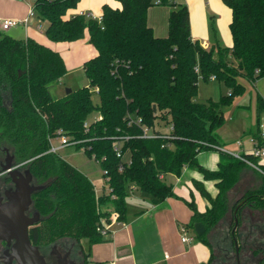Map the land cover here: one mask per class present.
<instances>
[{"label": "trees", "instance_id": "16d2710c", "mask_svg": "<svg viewBox=\"0 0 264 264\" xmlns=\"http://www.w3.org/2000/svg\"><path fill=\"white\" fill-rule=\"evenodd\" d=\"M118 1L119 7L103 5L99 22L70 14L80 0H34L37 14L47 21L50 40H79L88 30L96 50L84 61L89 83L59 97L50 87L68 72L61 51L0 28V154L8 148L15 164L29 168L35 184L42 186L32 194L41 219L29 229L31 241L35 245L66 237L80 243L86 239L90 245L109 241L110 231L102 222L110 223L114 212L119 221H126V199L133 186L159 204L175 195L164 177L190 167L202 174L194 185L209 204L202 211L194 200H186L192 210L187 225L203 222L205 233L196 235L211 245L206 233L229 210L239 220L248 205L264 208V174L259 175L258 186L230 205L229 192L247 165L221 150L227 143L218 132L225 122L221 106L246 88L240 76L250 82L264 78V0H225L232 13L229 46L217 40L204 46L194 38L190 9L184 2L162 0L169 5L167 31L158 34L148 22L155 0ZM200 74L226 84L228 92L220 101L195 100ZM96 87L98 102L93 99ZM262 110L264 95H259L257 121L248 133H259ZM95 112L99 115L91 118ZM145 127L172 137H145ZM60 133L78 139L77 148L101 163L108 192L99 194L89 175L49 151L50 138ZM116 141L121 143L122 156L115 150ZM207 150L219 153L218 168L199 161V154ZM205 180L215 181V196ZM83 252L87 263L90 252ZM213 257L212 253L199 264H211Z\"/></svg>", "mask_w": 264, "mask_h": 264}, {"label": "rangeland", "instance_id": "374dc122", "mask_svg": "<svg viewBox=\"0 0 264 264\" xmlns=\"http://www.w3.org/2000/svg\"><path fill=\"white\" fill-rule=\"evenodd\" d=\"M180 1V0H179ZM184 2V0H182ZM205 1V0H204ZM203 1V2H204ZM221 8L219 10L213 8L211 4H205L207 6V12L204 14L200 11V8L190 7L191 14H193L192 27L195 28V31L198 32L196 35L199 38L200 42L207 40L210 44L214 43L216 40L221 45H230L232 44V34L230 31V19H231V9L225 2V0H219ZM163 5V4H160ZM34 7V0H0V18L13 17V18H22L24 17L30 9ZM158 10L159 14H156V17L160 20H165V12L168 9L166 6H160ZM150 14L154 17L152 11ZM151 16V17H152ZM33 19V22H32ZM31 22L26 27L24 24H18L17 26H12L11 28L5 30L6 33L15 36L23 37L24 33L31 32L34 35L35 39L54 46L53 48L61 51L63 54L66 63L68 72L62 78L61 81H57L51 85L50 90L54 97L63 96L66 93V88L71 87L76 89L78 87L85 86L89 83V78L84 69V60L89 57L94 51L95 48L89 40V32L86 30L83 38L75 41H52L50 40L45 32L47 26V21L42 19L36 12V15L33 16ZM157 31V30H156ZM158 33V32H156ZM243 83L246 85L243 94L239 97L234 98L232 101H229L221 106V111L225 116L224 124L218 129V132L222 139L227 143L226 145L234 148L235 140L238 138L246 139L244 132L251 131V127L256 124L257 121V111L256 103L259 95H264V78L257 79L254 82L248 81L245 77L240 76ZM93 90V89H92ZM228 92V87L222 81H219L215 78L210 80H205L203 76L199 75V86H198V95L195 97V100L200 102H207L209 100L220 101L221 96ZM93 99L95 102L100 100L99 94L96 89L93 90ZM99 112H95L91 115L92 117L98 116ZM260 125L264 128V110L260 113ZM163 130H167L168 126H161ZM227 138H230L227 140ZM54 143L59 145V138L54 139ZM230 144V145H229ZM6 151V152H5ZM208 152H216V150H207ZM58 153L70 161L73 165L84 171L92 179L97 192L103 193L108 192L109 187L104 177V171L101 166V163L96 160L94 157H90L83 148H77L75 144H69L61 146L58 150ZM219 154V153H218ZM8 155H12V152L8 148H4V152L0 154L1 163L7 162ZM26 168V169H25ZM20 168L21 170H27L28 168ZM195 169V168H192ZM185 170V169H184ZM182 171L181 176L184 172ZM200 173L197 169H195ZM201 174V173H200ZM185 177V176H184ZM249 174H246L245 178H250ZM168 181L174 180L173 177H167ZM3 181V176H0V183ZM172 184L173 191L175 193L172 198L167 202L168 205L172 206L175 213V217L171 214L165 217V220L162 221V229L168 234L171 231V226L174 230V234L171 235L172 240L170 241L176 252L175 259L183 260V252L194 245L201 243L200 238L197 237L195 229L192 226H188L186 234L188 236H193L195 241L192 240L191 243H185L182 241L181 237L183 232L179 223L177 225L176 218L181 219L182 221L191 220V208L189 207L186 200H191V195L186 191L180 190L179 185L174 183ZM208 189H213L212 185L208 184ZM180 194H178L177 192ZM194 196L192 200L197 203V206L203 208L205 202V197L201 195L197 188L193 190ZM246 192V191H245ZM244 192V193H245ZM143 193L138 189L134 193H130L127 197L128 204V214L127 219H132L135 216L136 209L138 207L150 206L152 205V200L148 194L143 193L145 196L139 195ZM183 195V196H182ZM238 195V194H237ZM236 195V196H237ZM230 200V199H229ZM232 201V200H230ZM229 201V203H230ZM231 205V204H230ZM232 217L230 210L225 214V216L218 222L216 226L210 229L206 234L207 237L211 240L210 235L214 234L218 236L219 230L233 229L235 226V220L230 222ZM240 221V219H239ZM106 221L103 220L102 225L105 226ZM126 233V231H124ZM76 242H78L76 240ZM195 242V243H194ZM211 242H213L211 240ZM106 241L98 242L91 245V256L96 258L97 256L104 257L109 254L107 246H105ZM194 243V244H193ZM203 243V242H202ZM213 244V243H212ZM83 245V250H87L86 241L81 240V249ZM82 250V251H83ZM213 250V249H212ZM188 249L186 252H189ZM194 254V250H193ZM214 261V257L212 259ZM104 264V261H93L89 264Z\"/></svg>", "mask_w": 264, "mask_h": 264}, {"label": "crops", "instance_id": "0c3cea01", "mask_svg": "<svg viewBox=\"0 0 264 264\" xmlns=\"http://www.w3.org/2000/svg\"><path fill=\"white\" fill-rule=\"evenodd\" d=\"M179 1V0H178ZM184 0V3L196 9L199 7L200 11L204 14L207 12V6L205 4H211L213 8L219 10L221 8V4L219 0ZM180 2H183L180 0ZM105 3H108L114 7H119L121 4L118 0H80L78 6L75 9L70 10V14H76L82 10H93L95 13H102V7ZM160 6L167 7L168 9L163 10L165 12V20H160L156 17V14H159L158 10L161 8ZM189 7V9H190ZM191 27L193 21V14H191ZM152 11L154 17L150 14ZM169 12V5H160L156 4L150 7L149 14H148V22L150 25L153 26L158 34H165L167 31V16ZM232 15V13H231ZM152 16V17H151ZM7 18V17H6ZM231 20V19H230ZM33 22V19H32ZM192 35L194 38L199 39L196 37L198 32L195 31V28L192 27ZM32 36V33L29 31L24 33L23 37ZM204 46L211 45L207 40L202 42ZM231 45V44H230ZM229 46V45H228ZM54 47V46H53ZM96 50L91 54H95ZM90 55V56H91ZM88 58V57H87ZM86 58V59H87ZM85 59V60H86ZM84 60V61H85ZM248 133V132H244ZM230 138H227V140ZM230 145V144H229ZM199 161L206 167L210 169L218 168V161H219V154L216 152H208L203 151L199 154ZM246 174H249L250 178H245ZM261 173L256 171L255 169L246 166L241 173V178L239 182L230 190L229 192V199L230 204L233 205L236 203L239 198L250 188H254L260 184V175ZM185 176V177H184ZM167 177H173L174 180L168 181ZM202 174L198 173L195 169L190 167H186L183 174L181 176L168 173L164 178L169 183H174L179 185L180 190L187 191L192 197L194 196V181L195 179H200ZM208 184L212 185L213 189H208ZM205 187L209 190L212 196L217 194V187L215 185L214 180H205L204 182ZM138 191V188H133L132 193ZM177 192V191H176ZM200 192V191H199ZM178 193V192H177ZM179 194V193H178ZM238 194V195H237ZM141 196H145L143 193H139ZM180 195V194H179ZM202 195V194H201ZM237 195V196H236ZM183 196V195H182ZM205 197V196H204ZM172 197H168L162 203L156 204L152 203L150 206H143L138 207L135 212V216L132 219H126L125 222L121 221V224H112L111 229H109L110 233L108 234L111 236V240L106 241L105 246H107V250L109 254L104 257L97 256L96 258H92L91 256V245L87 244V250L84 249L86 253L90 252V255L87 258V263L93 261H104V264H199L202 261H207L210 259L213 253V242L211 245H207L203 241L195 245H191V247L187 248L183 252V260L175 259V250L173 245L171 244L172 237L175 232L171 226V231L169 234L162 229V221L165 220V217L168 215H172L175 217V213L172 209V206L169 204L168 201ZM151 199V198H150ZM152 200V199H151ZM204 207L201 208L198 205L199 210H205L207 205L209 204L208 199L205 197ZM191 210V209H190ZM232 217L230 218V222L235 220L236 218L233 217L232 211H230ZM236 213V212H235ZM192 215V210H191ZM240 221L238 220L237 227L233 233V229L230 230L231 237L235 236L238 240V248H244L245 237L242 233L246 232H253L251 242L260 240L261 244L255 248L245 247L243 259L247 258L254 250L259 249L264 244V208H252L251 206H246L240 214ZM177 225L179 223V227L181 225H187V221H182L179 218H176ZM188 227V225H187ZM234 228V227H233ZM126 231V233L124 232ZM196 233V232H195ZM68 241L76 242V240L71 238H64ZM182 239V237H181ZM233 239V238H232ZM195 241V239H194ZM184 242V241H183ZM196 242V241H195ZM194 242V243H195ZM203 242V243H202ZM191 243V242H185ZM193 243V244H194ZM83 247V245H82ZM189 252H186L187 250ZM194 250V254H193ZM86 259V257H85ZM92 264V263H91Z\"/></svg>", "mask_w": 264, "mask_h": 264}, {"label": "water", "instance_id": "95a60500", "mask_svg": "<svg viewBox=\"0 0 264 264\" xmlns=\"http://www.w3.org/2000/svg\"><path fill=\"white\" fill-rule=\"evenodd\" d=\"M71 90V87L66 88V92H70ZM18 167L19 166L14 162L13 155H8L7 162L1 163L0 175L4 174L5 177L11 176L12 181L16 184V188L9 194V199L7 201H2L0 199V238L7 239L8 241L13 240V255L19 264H48L46 258L41 253L40 247L32 243L29 235L30 227L37 224L40 221V217H30L26 214V210L31 203H33L32 194L36 190L42 188V186L31 183L33 176L29 168L25 171L24 175ZM242 203L243 202H241L240 205ZM237 224L238 218H236L233 233ZM194 229L197 235H202L206 231V227L201 221L195 222ZM253 232L254 231L242 233L245 237L244 248H238V240L235 236L234 240L236 246L234 245L232 247V237L230 235L229 250L223 248L227 247V241H225V239L230 233L228 229L219 230L218 236H214V239L219 241V245L215 244L213 241L214 261L216 259L218 260V257L226 258L225 255L228 254L230 256V264L237 263L236 257L238 264H240V256L243 260L245 247L255 248L261 244L260 240L251 242ZM75 243L81 248L80 242Z\"/></svg>", "mask_w": 264, "mask_h": 264}, {"label": "built area", "instance_id": "2783aa9c", "mask_svg": "<svg viewBox=\"0 0 264 264\" xmlns=\"http://www.w3.org/2000/svg\"><path fill=\"white\" fill-rule=\"evenodd\" d=\"M155 4H162V0H155ZM76 14H82V15H86L87 17L95 18L99 22H102L103 20L102 13L98 14L90 9L79 11ZM35 15H36V9L33 7L22 18H13V17L0 18V28L2 30H7L12 26H17L18 24H24L27 27L29 25V22H31L32 17ZM95 89L96 91H99L98 87H96ZM88 125H89L88 121H86L85 126ZM158 135L165 137H172L170 134H167L166 132L158 134L155 131H153V129H151L150 127L144 128L143 136L156 137ZM244 136L246 137V139L238 138L237 140H235L234 148L225 145L221 147V150L226 151L227 153L233 155L234 157L244 161L247 166L255 169L261 174H264V128L261 127L260 125V131L257 135L253 133H245ZM55 138H59V142H60L59 145H56L54 143ZM50 142H51V146L49 151L58 152L61 146L69 145V144L76 145L79 142V140L72 139L70 136L64 133H60L58 136L50 138ZM115 150L117 151L118 156H122L121 143L119 141L115 142ZM133 188H136V186H133ZM114 223L121 224V221L118 220V214L116 212L112 213L111 222L105 224V226L103 227L106 230H109L111 229V225ZM187 228H188L187 225H181V230L183 232L182 241L191 242L192 240H194V237L188 236L186 234Z\"/></svg>", "mask_w": 264, "mask_h": 264}, {"label": "flooded vegetation", "instance_id": "af4514ba", "mask_svg": "<svg viewBox=\"0 0 264 264\" xmlns=\"http://www.w3.org/2000/svg\"><path fill=\"white\" fill-rule=\"evenodd\" d=\"M20 168L25 167H18L22 174L25 175L26 170H21ZM0 176H3V181L2 183H0V199L2 201H7L9 199V194L15 190L16 184L12 181L11 176L5 177L4 174ZM31 183L36 185L33 179ZM38 213L39 212L34 208L33 203H31V205L26 210V214L28 216L40 217L41 219V215L40 213ZM214 236V234L210 235L211 240L214 241L215 244L219 245V241L215 240ZM232 238L233 247L235 245L234 236ZM225 241H227V247L223 249L230 250V234L225 239ZM12 244L13 240L8 241L7 239L0 238V264H19V262L13 255ZM38 246L40 247L41 253L46 258L48 264H84L86 262L84 252L82 251L80 246H78L77 243L69 242L64 238L58 239L57 241H54L50 244ZM260 249L263 250L257 253L254 252V250L252 253H250L249 256H247V258H244L243 260L240 256V264H264V244L260 247ZM225 256L226 258L218 257V260L216 259L214 262L212 261L211 264H230V256L228 254H226ZM236 262V264H238L237 257Z\"/></svg>", "mask_w": 264, "mask_h": 264}]
</instances>
